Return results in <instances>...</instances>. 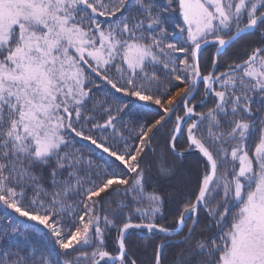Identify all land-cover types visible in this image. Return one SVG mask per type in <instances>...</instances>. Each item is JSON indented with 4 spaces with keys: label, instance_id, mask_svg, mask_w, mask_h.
Wrapping results in <instances>:
<instances>
[{
    "label": "snow or ice",
    "instance_id": "snow-or-ice-1",
    "mask_svg": "<svg viewBox=\"0 0 264 264\" xmlns=\"http://www.w3.org/2000/svg\"><path fill=\"white\" fill-rule=\"evenodd\" d=\"M0 264H264V0H0Z\"/></svg>",
    "mask_w": 264,
    "mask_h": 264
},
{
    "label": "trees",
    "instance_id": "trees-1",
    "mask_svg": "<svg viewBox=\"0 0 264 264\" xmlns=\"http://www.w3.org/2000/svg\"><path fill=\"white\" fill-rule=\"evenodd\" d=\"M208 54H209L208 52H205V54H204L205 57ZM195 161H196V157L194 155L189 157L187 160H185L183 167H184L186 172L194 170ZM130 242H133V243H136L139 245V242L137 241L136 237H130ZM141 251H142V248H141ZM141 258L143 259L144 257L142 256Z\"/></svg>",
    "mask_w": 264,
    "mask_h": 264
}]
</instances>
